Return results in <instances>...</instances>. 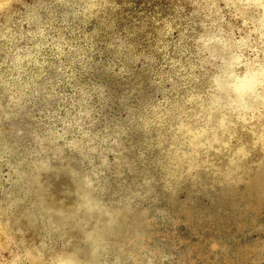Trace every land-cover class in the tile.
Masks as SVG:
<instances>
[{
    "label": "clouds",
    "instance_id": "clouds-1",
    "mask_svg": "<svg viewBox=\"0 0 264 264\" xmlns=\"http://www.w3.org/2000/svg\"><path fill=\"white\" fill-rule=\"evenodd\" d=\"M185 2L143 48L101 39L113 0H0V215L36 237L21 229L0 264L166 262L130 225L154 189L264 151V0ZM101 62L149 91L113 97Z\"/></svg>",
    "mask_w": 264,
    "mask_h": 264
},
{
    "label": "rangeland",
    "instance_id": "rangeland-1",
    "mask_svg": "<svg viewBox=\"0 0 264 264\" xmlns=\"http://www.w3.org/2000/svg\"><path fill=\"white\" fill-rule=\"evenodd\" d=\"M181 5L187 6L185 0H113V7L98 18L101 39L119 32L137 46L149 48L163 21L176 19ZM105 68L101 62L91 78L108 84L113 97L134 89L138 100L141 92L149 91L143 74L120 81L110 78ZM118 107L107 110L109 119ZM124 179L135 188L136 175ZM118 183L113 185L116 191ZM130 225L146 237L144 246L157 257L168 254L166 262L157 264H264V151L251 150L234 164L227 154L213 153L191 178L167 191L156 187ZM21 229L30 240L36 238L27 221L0 215V245L12 244ZM126 242L136 247V240Z\"/></svg>",
    "mask_w": 264,
    "mask_h": 264
}]
</instances>
